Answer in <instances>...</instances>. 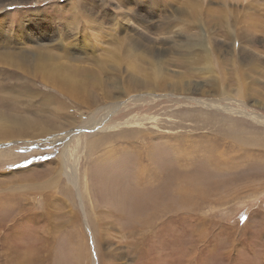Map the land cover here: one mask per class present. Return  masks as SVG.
Returning <instances> with one entry per match:
<instances>
[{
    "label": "rangeland",
    "instance_id": "374dc122",
    "mask_svg": "<svg viewBox=\"0 0 264 264\" xmlns=\"http://www.w3.org/2000/svg\"><path fill=\"white\" fill-rule=\"evenodd\" d=\"M256 2L264 8V0ZM195 3L196 0H160V4L157 0H0V40H9L5 47L0 42V52L3 48H18V37L29 48L42 44L51 57L56 54L61 58L50 62L95 70L110 97L95 110L84 107L78 112L76 106H84L86 95L102 96L97 88L87 86L74 99H67V105L73 107L67 116L72 114L68 117L74 121L67 123L68 119L61 116L58 125L64 127L62 130L44 137L15 138L0 143V228L3 226L0 230V264H15L11 256L26 251L34 253L32 249L43 242L44 236L50 248L44 252L48 256L42 264H71L67 253L71 241L67 243L65 239L69 231L82 238L89 264L96 262L95 243L102 252L103 264H264V34L238 49L239 44L230 46L224 33L213 30L209 34L202 26L191 25V41L196 39L194 44L200 39L203 43L208 42L211 53L207 55L202 47L195 45L200 52L195 57L191 55L189 62L198 69L187 71L177 64L178 61H173L184 59L182 54L189 49L176 42L184 37L183 26L187 23L185 17L178 14ZM205 4L206 8L216 11L222 7L220 0H209ZM32 11H37L39 17L33 15L34 18L27 19L26 14ZM110 13L117 14L123 26L118 36L124 34V27L129 29V34H142L146 49L153 51L156 58L167 60L163 69L168 76L180 78L181 73L186 74L182 79L187 86L185 94L152 93L170 94L156 100L139 97L146 94L147 87L139 91L132 89V94L123 95L128 86L125 84L138 82L140 77L144 82L149 68L145 62L135 61L130 48H114L102 33L89 30V25L84 23L85 18L88 21L95 19L103 28H108L106 16ZM176 15L181 20H176ZM43 18H53V22H57L52 25L55 35L51 25L44 27ZM25 20H30V25L22 28ZM72 25L79 29V35L91 38L90 50L71 49L61 56L64 53L56 43L61 34L68 36V33L55 29L65 30ZM140 26L154 29L147 33ZM238 27L247 30L244 26ZM160 28H166L163 35ZM204 35L206 38H201ZM54 36L58 37L56 43ZM68 37L71 39V35ZM24 55L27 62L23 71H16L0 61V85L20 86L18 91L0 93L4 97H17V109L13 112L11 106L4 104L0 108L10 114L34 118L36 102H46L43 94L48 88L41 80L40 71L33 66L34 56L28 52ZM118 58L120 79H115L119 81V89L114 88L109 76H103L96 67ZM130 63L137 65L139 70L131 72ZM82 71L84 77L90 74ZM13 74L19 80L8 79ZM216 89H221L220 93L201 94V91ZM238 104L244 108H238ZM217 106L222 108L217 109ZM224 107L227 112L222 110ZM244 110L256 116V122L243 115L241 111ZM46 111L43 114L56 121L48 113L51 111ZM207 117L212 120L207 121ZM102 120L101 125L95 126ZM207 123L208 128L205 127ZM235 127L242 129L245 137L259 138V144L252 138V146L243 142L239 145L233 143L238 139L236 137L220 136ZM59 129L61 127L45 133ZM217 129L222 130L219 135ZM51 139L65 141L67 152L63 154L62 144L52 143ZM216 151L226 154L227 159L215 162L210 156L208 163L209 152L214 154ZM59 169L62 174L56 178ZM68 179L76 184L78 179L80 185L86 180L88 184L82 199L77 188L70 189L76 198L74 208L69 203L68 207L63 204L67 198L63 197L62 189L69 186ZM128 185L132 187L129 189ZM69 187L64 189L69 192ZM11 195L18 199L14 198L16 201L13 199L3 207V202ZM47 195L51 199L47 200ZM4 208L6 212L1 211ZM68 208L74 210L72 217ZM62 230H67L65 235Z\"/></svg>",
    "mask_w": 264,
    "mask_h": 264
},
{
    "label": "bare ground",
    "instance_id": "6f19581e",
    "mask_svg": "<svg viewBox=\"0 0 264 264\" xmlns=\"http://www.w3.org/2000/svg\"><path fill=\"white\" fill-rule=\"evenodd\" d=\"M17 1V0H15ZM158 3L160 4V0H157ZM206 1L209 0H196L195 4H191L190 6H187L185 10H182L181 12H179L178 15L182 16L183 19L185 17L187 23L184 24L183 26V30L184 31V37L176 42H180L182 44V48H189L187 49L182 55L184 56V59L180 60V59H173V61H175L177 64H181V66L184 67V69H186L187 71L190 72H194L196 69H198L197 67H193L194 64H190L189 62V57H195L199 54L200 49L199 48H195L196 46H200L203 49V52L207 55H210L211 51H210V45L208 42L203 43L202 39H200L198 41V43L194 44V41H197L196 39L192 40L190 39L189 36V27L191 25H198L199 28H203V30H205L207 33H213V30L219 31L221 33L225 34V40L228 41V43L230 44V46L234 45L237 46V44H239L238 49L240 46H242V48H245L244 43H248L252 41V38H258V36L264 34V8L260 7L256 0H220V2L222 3V7L218 8V10H212L211 8H206L207 4ZM163 2V1H162ZM73 5L75 6V3H73ZM165 6V5H163ZM59 11V10H58ZM81 13H83L81 11ZM37 11H32L29 12L28 14H26L27 19H30V17L32 16L34 18V16H36L37 18L39 17V14ZM77 14V13H76ZM34 15V16H33ZM175 15V14H174ZM1 16V15H0ZM118 16L115 13H110L108 14L106 17H108V19H106L109 24V27L106 28L102 26V24L97 23V21L91 20L88 21V19L85 18V22L87 23V25H89V30H97V33H99V35L102 33L104 35L105 38L109 39V41H107L108 43H111L112 45H114V48H116V46H122L124 48H126L127 50H129V48L133 51V55L135 56V61L137 63H140V61H143L147 64V68H149V72L145 73L146 78H150L148 81L146 80V78H144V82H141L140 78L138 82H134V83H126L125 85L127 86L126 91H124L123 95H127V94H132L133 91H139L142 90L144 88L146 91V94L143 93V95H140L139 97H149V98H154V100L159 99L160 97H167L169 95H153L152 93H164L167 94L169 92H175L176 94L181 93V94H185V92H187L186 89V83H184L182 81V79L184 80V78H186V74L185 73H181L180 78H178L177 76H168L165 72V70L163 69L165 66H167V60H164L161 57H155L153 54V51L151 50H147L145 45H143L144 43V39L145 36H143L140 33H134V34H129L128 31L129 29L127 27H124V34L122 36H118L117 33L119 34L120 30H123V26L120 23L119 19L116 17ZM174 18V17H173ZM181 20L177 15L175 17V19ZM205 18V20H204ZM176 19V20H177ZM40 20V19H38ZM45 20V26L47 28V26H52L54 24L57 25V22H53V18H43V21ZM204 20V21H203ZM26 21V20H25ZM104 21V20H103ZM170 21H174L170 20ZM30 20H27L26 22H24V25L22 28H25V26H29ZM37 24V23H36ZM0 25H2V23H0ZM238 26H244L247 28L246 31H244L243 29H241ZM71 27V28H70ZM141 27V26H140ZM162 27V26H161ZM51 29L53 30L52 33L55 35L54 33V27L52 26ZM141 29L147 33L152 32V30L154 28H151L149 26H145V27H141ZM157 29V28H155ZM58 30H62V31H67L68 36L71 35V39L70 37L61 34V37L59 38V41H57L59 36L57 34V36H54V43H56L57 41V45L59 46V48H62V52L64 54H60L61 56L68 54L69 52H71V49L74 51H89L90 50V46H91V38H84V36L79 35L81 34L79 31V29H77L76 26H69L68 28H66L65 30H63L62 28H57L55 29V31ZM159 30V29H158ZM160 33L162 34L163 32L166 31V28H160ZM138 32V31H137ZM140 32V31H139ZM20 33V32H18ZM90 33H87V35H89ZM96 34V32H95ZM165 34V33H164ZM253 34V35H252ZM163 35V34H162ZM161 35V36H162ZM47 33L46 36L47 37ZM94 35H92L93 37ZM142 36V37H141ZM179 36V35H178ZM207 35H204L201 38H206ZM95 37V36H94ZM97 37V35H96ZM99 37V36H98ZM101 38V37H100ZM93 39V38H92ZM98 39V38H96ZM263 39V38H262ZM101 40V39H100ZM147 40V39H146ZM152 40V39H151ZM95 41V40H93ZM98 41V40H97ZM0 42L3 44V47L7 46L9 43V40H7V38L0 40ZM102 42V41H101ZM146 42V41H145ZM96 43V42H95ZM100 43V42H98ZM17 44L19 45L18 48L16 49H8V48H3V52H0V61L5 64L8 67H13L14 70L16 71H23L26 67V62L25 61L27 59V57L24 55V53H31L34 56L35 62H33V66L35 68L36 71H40V73L42 74V82L46 85V87L48 88V91L45 92L43 95L47 98L46 102H36V116H34V118H29L27 116H20V114H10V112H6L4 110H2L0 108V143L5 142V141H9L15 138L21 139V138H30V139H34L35 137H44V136H48L51 134H54L60 130H62L64 127L58 125L59 121L58 119L61 116H64L66 119H68L66 122L67 123H71L74 121V118H69L68 116L72 114H69L67 116L68 110L70 111V108H73L72 106L67 105L68 103H66L67 99H74L76 97V95L81 92L84 91L86 89L87 86H93L95 88H97L102 94V96L100 98H94L93 96L91 97L90 95H86L83 99V104L84 106L81 105H77V111L79 112L82 111V108L86 107L89 110L90 109H94L96 107H98L97 105L100 104L101 102L110 100L109 95H107V92H105V87L103 88V84L102 81L98 80V76L97 74L92 71L91 68H84V67H78L74 64H66V63H58V62H50L53 59H61L58 56L53 55V57H51L50 52L45 49L42 48V44H37L35 47L29 48V46L27 43L23 42V39L21 37H18V42ZM145 44V43H144ZM232 44V45H231ZM236 44V45H235ZM14 45V44H13ZM96 45V44H95ZM196 45V46H195ZM11 46V45H10ZM16 46V45H15ZM46 46V45H44ZM152 46V45H150ZM28 47V48H27ZM57 47V46H56ZM11 48V47H10ZM15 48V47H14ZM142 48H144L145 50H142ZM233 48V47H232ZM118 49V48H117ZM193 49H195V51H193ZM139 51V52H138ZM210 51V52H209ZM233 51V50H232ZM47 52V53H46ZM234 52V51H233ZM131 54L130 57L133 59L134 56L132 55V52H129ZM160 54V53H159ZM59 55V54H57ZM109 56V55H108ZM124 56V55H123ZM157 56V55H156ZM160 56V55H159ZM233 56V55H232ZM111 57V56H110ZM226 59V58H225ZM224 59V60H225ZM111 60V59H110ZM76 61V60H75ZM119 58L117 61H110L109 64L106 63V65H102L101 63H99L96 67L98 71H101L102 74H104L103 76H109V79L112 81V85L114 86V88L119 89L118 87V80L116 81V77H118V66L119 65ZM104 62V61H103ZM229 62V61H228ZM122 64V63H121ZM130 69L131 72H134V70H139L137 65H133L132 63H130ZM109 65V66H107ZM142 65V64H140ZM170 65V64H169ZM143 66V65H142ZM183 69V70H184ZM243 69V68H242ZM82 70L84 71H89V75L86 77H84L82 75ZM174 70V69H173ZM181 70V71H183ZM244 70V69H243ZM121 73V72H120ZM119 73V74H120ZM168 73V72H167ZM174 73V72H173ZM239 73H241L239 71ZM169 74V73H168ZM178 74V73H177ZM49 77H48V76ZM139 76V74H137ZM144 76V75H143ZM244 76V75H243ZM243 78V77H242ZM8 79H16L19 80V78L16 75H11L10 78ZM118 79H120L118 77ZM122 79V78H121ZM242 80V79H241ZM238 81V79H237ZM247 81V80H246ZM127 82V81H126ZM241 82V81H240ZM123 83V82H122ZM121 83V84H122ZM190 84V83H189ZM123 85V84H122ZM249 85V84H248ZM105 86V85H104ZM112 86V87H113ZM245 86V85H244ZM109 87V86H108ZM126 88V87H125ZM250 88V87H249ZM20 89L19 85H11V84H4V85H0V93L3 91H18ZM133 89V91H132ZM190 89V88H189ZM248 89V88H247ZM221 90V89H220ZM219 89L216 90H208L205 91V93L203 91H201V94L204 95H209L210 92H214V94L220 93ZM251 90V88H250ZM241 91V90H240ZM247 91V90H246ZM127 92V93H126ZM192 92V91H191ZM190 92V93H191ZM229 92V91H228ZM249 92V91H247ZM88 93V91H86V94ZM109 93V91H108ZM135 93V92H134ZM242 93V92H241ZM119 94V93H118ZM138 94V93H137ZM136 94V95H137ZM140 94V93H139ZM200 94V93H199ZM224 94V93H223ZM248 94V93H247ZM251 94V93H249ZM117 94H115L116 96ZM220 95V94H219ZM229 95V93H228ZM227 95V96H228ZM243 95V94H242ZM138 96V95H137ZM222 96V95H221ZM220 96V97H221ZM252 96V95H251ZM137 97V98H139ZM177 97V96H176ZM232 97V96H230ZM229 97V98H230ZM244 96H242L243 98ZM118 98V97H117ZM116 98V99H117ZM135 98V97H134ZM226 98V97H225ZM234 98V97H232ZM98 99V100H97ZM133 99V98H132ZM136 99V98H135ZM175 99V98H174ZM246 99V98H244ZM251 99V98H250ZM249 99V100H250ZM143 100V99H142ZM141 100V101H142ZM153 100V99H152ZM236 100V99H235ZM128 101V100H127ZM160 101V100H159ZM188 101V100H187ZM239 101V100H238ZM109 102V101H108ZM165 102V101H164ZM189 102V101H188ZM193 102V101H192ZM234 101H232L231 103H233ZM240 102V101H239ZM110 103V102H109ZM121 104H123L124 102H120ZM148 103V102H147ZM5 105V106H11L9 107L10 110H13V112L17 109V107L15 106L16 104H19V99L17 97L14 96H8V97H4L0 94V106L1 105ZM205 104V102H204ZM210 104V103H209ZM242 104V103H241ZM134 105V104H133ZM174 105V104H173ZM208 105V104H205ZM214 105V103H213ZM229 105V104H228ZM120 106V105H118ZM211 106V105H210ZM237 106V105H236ZM246 106V104H245ZM117 107V106H116ZM168 107V106H166ZM209 107V106H208ZM216 107V106H215ZM214 107V108H215ZM31 108V107H29ZM118 108V107H117ZM124 108V107H123ZM127 108V107H126ZM222 107H218L217 109H221ZM228 108V107H227ZM238 108L243 109L244 107H242V105L238 104ZM97 109V108H96ZM99 109V108H98ZM44 110H47L46 112H48V110H50L51 112L50 115L54 116L56 121H51V116H48L46 114H43ZM87 110V109H86ZM112 110V109H111ZM207 110H209L207 108ZM224 112H227V110L225 109V107L222 109ZM91 111V110H90ZM113 111V110H112ZM229 111V110H228ZM245 111V110H244ZM241 111V113L245 116H249V119H252L254 122H256L254 115H250L247 114V112L245 111ZM93 112V111H92ZM115 112V111H114ZM121 112V111H120ZM19 113V112H18ZM83 113V112H82ZM253 113V112H252ZM151 116V115H150ZM188 117V116H187ZM206 117V116H205ZM64 118V119H65ZM133 118V117H132ZM178 118V117H177ZM65 119V120H66ZM161 119V118H160ZM92 120V119H91ZM182 120V119H180ZM185 120V119H184ZM212 119H208L207 117V121H210ZM260 120V118H259ZM107 121V120H106ZM132 121V120H131ZM193 121V120H192ZM191 121V122H192ZM197 121V120H196ZM104 120L102 121H98L93 124H95V126L101 125V123H103ZM135 122V121H134ZM203 122L204 121L203 119ZM92 123V122H91ZM131 123V122H130ZM129 123V124H130ZM179 123V121H178ZM193 123V122H192ZM219 123V122H218ZM260 124H263L262 122H259ZM63 124V123H62ZM166 124V123H165ZM168 124V123H167ZM195 124V123H194ZM64 125V124H63ZM135 125V124H134ZM140 125V124H139ZM137 125V126H139ZM162 125V124H161ZM65 126V125H64ZM94 126V125H92ZM169 126V125H168ZM171 126V124H170ZM173 126V124H172ZM184 126V125H183ZM194 126V125H193ZM214 126V125H213ZM221 126V125H220ZM57 127H61V129L57 130V131H52V132H48L45 133V131L51 130V129H55ZM136 127V126H135ZM175 127V126H174ZM173 127V128H174ZM181 127V126H180ZM200 127V126H199ZM206 128L209 127L208 123L205 126ZM162 128V127H161ZM176 128V127H175ZM182 128V127H181ZM190 128V127H189ZM192 128V127H191ZM136 129V128H135ZM184 129V128H183ZM182 129V130H183ZM193 129V128H192ZM199 129V128H198ZM222 129V128H221ZM131 130V129H130ZM137 130V129H136ZM140 130V129H139ZM138 130V131H139ZM202 130V129H201ZM173 131H175L173 129ZM211 131V130H210ZM209 131V132H210ZM215 129L213 130L214 133ZM218 131V135L219 133H221V131L219 129H217ZM220 131V132H219ZM225 131V130H224ZM223 131V132H224ZM243 130L240 129L239 127H235V128H229V130H226L222 135L221 133V137L230 139L233 137H236L238 139L234 140L233 143H237L239 145H241V142L243 143H247L248 145L252 146V144L250 143L252 141L257 142L259 144V138H257L256 136H252V137H245V134L242 132ZM134 132V131H133ZM178 132V131H177ZM185 132V131H184ZM183 132V133H184ZM212 132V131H211ZM210 132V133H211ZM138 133V132H137ZM176 133V132H175ZM186 133V132H185ZM195 133V132H194ZM70 134V133H69ZM126 134V133H125ZM171 134V133H170ZM241 134V135H240ZM248 134V133H247ZM180 135V134H179ZM178 135V137H179ZM190 135V134H189ZM193 135V134H192ZM191 135V136H192ZM206 135V134H205ZM210 135V134H209ZM212 135V134H211ZM166 136V135H165ZM164 136V137H165ZM173 136V135H172ZM213 136V135H212ZM138 137V136H137ZM167 137V136H166ZM180 137H182L180 135ZM186 137V136H184ZM210 136H208L209 138ZM245 137V138H243ZM53 138V137H52ZM168 138V137H167ZM188 138V137H187ZM190 138V137H189ZM47 139V138H46ZM58 139V138H57ZM126 139V138H125ZM175 139V138H174ZM181 139V138H180ZM214 139V138H213ZM52 143L55 142H59L62 144L63 146V154L67 152V145H64L65 141L62 140H53L51 139ZM165 140V139H164ZM167 140V139H166ZM178 140V139H177ZM249 140V141H248ZM125 141V140H124ZM128 141V140H127ZM180 141V140H179ZM210 141V140H209ZM215 141V140H214ZM230 141V140H229ZM232 141V140H231ZM49 142V141H48ZM178 142V141H177ZM217 142V141H216ZM51 143V144H52ZM202 143V142H201ZM242 143V144H243ZM108 144V143H107ZM180 144V143H179ZM246 144V145H247ZM198 143L196 144L197 147ZM204 145V144H202ZM201 145V146H202ZM50 146V144H49ZM200 146V147H201ZM218 147V146H217ZM94 148V147H93ZM222 148V147H221ZM230 148V147H229ZM185 149V148H184ZM195 149V148H194ZM95 150V149H94ZM192 151V150H191ZM191 151H188L191 152ZM195 151V150H194ZM193 151V152H194ZM209 151V150H208ZM223 151V150H222ZM97 152V151H96ZM184 154H186L187 152H185V150L183 151ZM195 153V152H194ZM205 153V152H204ZM207 153H205L206 155ZM189 155V154H188ZM226 154H222L221 151H216L214 152V154H212L211 152H209L207 158H208V163H209V157L211 156V158L216 162L219 161L221 162L222 159H225L226 157H224ZM228 155V154H227ZM60 156H62V154H60ZM190 156V155H189ZM188 156V157H189ZM264 156V155H263ZM224 157V158H223ZM206 158V157H205ZM227 159V158H226ZM225 159V160H226ZM59 160V159H58ZM141 160V159H140ZM137 161V159H136ZM213 161V162H214ZM55 162V161H54ZM211 162V160H210ZM214 162V163H215ZM50 164V163H49ZM54 164V163H53ZM137 164V163H136ZM140 164V163H139ZM211 164V163H210ZM209 165V164H208ZM218 166H220L219 164H216ZM222 165V164H221ZM216 167V166H214ZM208 168V167H207ZM53 171V170H52ZM139 171V169H138ZM137 171V172H138ZM155 171V170H154ZM55 172V171H54ZM143 172V171H142ZM158 172V171H157ZM61 173L60 169L59 172L57 171L55 174V177L57 178ZM118 173V172H117ZM156 173V172H155ZM62 174V173H61ZM66 174V173H65ZM64 174V175H65ZM151 174V173H150ZM110 175V174H109ZM71 176V175H70ZM139 176H141L139 174ZM153 176V175H152ZM60 179V178H59ZM79 179V178H78ZM75 180L78 181L79 180ZM107 180V179H106ZM109 181V180H108ZM69 182V186L64 187L67 188L69 187V192L66 189H62L63 190V197H66L67 199H64L63 204L67 205V203H69L72 208H74V201H75V197H73V194H71L70 189L72 187L77 188V191H79L80 197L81 199L83 198L82 193H85L87 191V181L84 180L82 181L81 185L80 184H76V182H72L71 179H68ZM50 185V184H49ZM82 186V187H81ZM129 187V185H128ZM132 187V186H131ZM129 187V189L131 188ZM124 189V188H123ZM137 189V188H136ZM164 189V188H163ZM83 190V191H82ZM126 190V189H125ZM42 191V190H41ZM89 191V190H88ZM127 191V190H126ZM121 192V191H120ZM124 192V191H123ZM128 192V191H127ZM126 192V193H127ZM56 193V192H55ZM73 193V192H72ZM125 193V194H126ZM130 195V194H129ZM51 196L47 195L45 198L48 200ZM77 197V196H76ZM134 197V196H133ZM14 198H17L13 195L8 196V198L5 200V202H3L2 206L4 204H7L11 201H13ZM54 198V197H53ZM75 198V199H74ZM136 198V196H135ZM138 198V197H137ZM18 199V198H17ZM44 199V198H43ZM51 199V198H50ZM116 199V198H115ZM127 199V198H126ZM130 199V198H128ZM179 199V198H178ZM112 200V199H111ZM117 200V199H116ZM14 201H16V199H14ZM60 201V200H59ZM112 202V201H111ZM13 203V202H12ZM131 203V202H130ZM8 205H11L8 204ZM64 205V206H65ZM1 206V205H0ZM121 206V205H119ZM4 207V206H3ZM26 207V206H25ZM68 207V205H67ZM70 207V206H69ZM28 209V208H27ZM69 209V208H68ZM1 211H5V208ZM69 212H71V217L74 214V210H70ZM1 213V212H0ZM39 215V214H38ZM40 216V215H39ZM74 217V216H73ZM43 218V217H41ZM132 218V217H131ZM37 219V217H36ZM40 219V217H38V220ZM75 219L77 220L78 218L75 217ZM155 219V218H154ZM71 222V221H70ZM66 223V222H65ZM64 223V224H65ZM61 225V224H60ZM62 227H64L63 223H62ZM3 229V226L1 227ZM0 228V230H1ZM7 228V227H6ZM46 228V226H45ZM59 229V228H58ZM67 230H62L61 232L64 233ZM42 233V232H41ZM61 233V234H62ZM68 233V232H67ZM73 234L75 235L74 238H76V241L74 242V238H73ZM40 237H42V235L40 234ZM135 237V236H134ZM46 238L44 236V240L43 242L41 241V243L38 244V246L36 248H33L32 252H27L23 253L22 255H16L18 253H15L16 256H11V258H14V263L15 264H42L44 262V258L48 256L47 253H44L47 249H49L50 247H48V244H46ZM67 243H69L71 241V247L69 249L68 253V257H70L71 259V264H89L88 259H87V251H86V247L82 242V238L80 237L79 234H77L76 232H70L68 233V235L65 237ZM40 242V241H39ZM144 245V244H142ZM141 245V246H142ZM43 247H47L46 249H42ZM94 247V246H93ZM147 247V246H146ZM28 249V248H27ZM99 245H97L96 247V243H95V249L93 250L94 252V260H96L95 264H103V260L101 258L102 256V252H100L99 250ZM143 249V248H142ZM21 250V249H20ZM148 250V249H147ZM18 251V250H17ZM23 251V250H22ZM145 251V250H144ZM14 253V252H13ZM12 253V255H13ZM101 253V254H100ZM10 256V254H9ZM53 256V255H52ZM111 256V255H110ZM52 258V257H51ZM123 259V258H122ZM6 260V258H5ZM13 264V263H11Z\"/></svg>",
    "mask_w": 264,
    "mask_h": 264
}]
</instances>
